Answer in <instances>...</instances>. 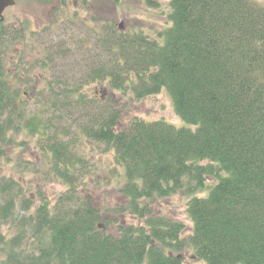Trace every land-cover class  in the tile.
Segmentation results:
<instances>
[{
  "label": "trees",
  "instance_id": "1",
  "mask_svg": "<svg viewBox=\"0 0 264 264\" xmlns=\"http://www.w3.org/2000/svg\"><path fill=\"white\" fill-rule=\"evenodd\" d=\"M144 1L151 8L159 3ZM168 6V23L155 36L110 25L97 42L101 50H92L74 37L67 41L62 29L56 44L34 47L40 57L29 67L31 50L7 53L9 44L32 37L0 23V158L14 143L9 133L23 131L21 146L31 138L41 143L45 179L67 188L55 203L42 198L32 213L19 182L0 178V264H184L183 252L200 264H264V4L170 0ZM75 50L86 62L80 79L70 75ZM53 64L60 68L52 81ZM35 69L42 71L34 77L44 79L41 86L31 84ZM94 82L114 96L85 93ZM30 87L33 94L24 97ZM163 91L185 126L137 117L124 123L113 99ZM30 100L39 102L38 112L27 113ZM84 137L111 152L124 172L118 190L124 201L105 211L85 190L93 174L76 152ZM178 192L189 197L187 236L183 223L154 215L157 200ZM19 202L26 215L17 219ZM123 214L143 222H119L115 216ZM9 223L11 236L2 233Z\"/></svg>",
  "mask_w": 264,
  "mask_h": 264
},
{
  "label": "rangeland",
  "instance_id": "2",
  "mask_svg": "<svg viewBox=\"0 0 264 264\" xmlns=\"http://www.w3.org/2000/svg\"><path fill=\"white\" fill-rule=\"evenodd\" d=\"M84 0H16V5L6 9L4 14V24L12 26L15 30L24 32L28 37H32V41H27L26 45L19 43L9 44L8 58H14L18 51L24 49L29 52V59L26 65L31 64L33 59H39L34 52L35 46H43L46 44H56L61 37L62 29L67 30L71 36L78 42L77 46L82 48V44L91 45V49L98 48L100 39L106 36V30L110 25L123 29L128 33L143 32L147 36H155L154 34L163 29L164 25L168 23L167 15L170 12V0H159L157 8L147 7L144 0H120L118 5L110 4L106 0H88L87 5H83ZM264 4V0H256ZM64 11V14L62 13ZM64 15L62 22H57L59 14ZM74 15V16H72ZM68 17V18H67ZM67 18V19H66ZM54 21V22H53ZM60 21V20H59ZM57 22V23H56ZM3 23V22H2ZM52 42V43H51ZM83 42V43H82ZM85 47V46H84ZM67 51V50H64ZM74 57L71 58L72 63L70 68L71 76L80 79L83 70L86 68L83 62L82 53L77 57V50L74 51ZM88 56V55H87ZM76 57V58H75ZM88 57H86L87 59ZM68 62V61H67ZM13 64L6 65V69L10 74V82L15 85L16 81L12 72ZM54 67L48 69V79L52 80L55 75H58V68ZM29 67V65L27 66ZM57 71V72H55ZM55 72V73H54ZM33 78L41 73L37 69L33 72ZM44 79H32V86L44 83ZM107 87V86H106ZM29 93V95H28ZM85 93H96V96L106 99L107 94H115L110 92L107 88H102L100 82H94L86 87ZM33 94L30 87L24 97H29ZM106 96V97H105ZM114 96V95H113ZM113 99H117L122 110V120L127 123L131 118L137 117L146 121H154L164 119L175 124L177 127H183L186 124L179 119L175 113L173 101L171 96L165 91L157 95L144 98L142 100H126V97L118 94ZM39 103V102H38ZM37 100H30L26 110L28 114H33L39 111ZM10 139L14 140L13 144L4 146L5 156L0 158V178H12L15 182H19L21 190V197H30L33 201L32 209L42 202V198H46L51 203H55L56 199L64 193L67 188L65 184L60 181L45 179L46 172L45 161L40 158L41 143L31 138L25 146L20 143L25 141L27 135L23 131L10 132ZM76 152L81 156L87 158L88 166L90 167L93 177L87 176L85 190L91 194L95 205L101 210L105 211L107 207L121 204L124 197L120 195L119 188L124 183L122 174L124 173L117 167L114 156L111 152H103L99 145H93L87 137L81 139V142L76 147ZM209 180L208 184L212 183ZM84 188V187H83ZM206 193H201L204 196ZM188 195L184 193H177L173 196L157 200L153 205L154 215L165 216L181 222L184 224L183 235L187 236L192 232V222L189 219L187 212ZM2 196L0 194V205L2 204ZM26 215V211L20 207V202L17 205L15 216L17 219ZM119 222L142 224L143 220L132 216L131 214H123L115 216ZM118 222V223H119ZM2 233L11 236L15 233L12 225L5 224L2 228ZM185 258L184 264H200L190 258L188 252H183ZM2 256L0 254V261Z\"/></svg>",
  "mask_w": 264,
  "mask_h": 264
},
{
  "label": "water",
  "instance_id": "3",
  "mask_svg": "<svg viewBox=\"0 0 264 264\" xmlns=\"http://www.w3.org/2000/svg\"><path fill=\"white\" fill-rule=\"evenodd\" d=\"M16 0H0V21L4 20V11L9 8L16 5ZM123 25H120V29L123 30Z\"/></svg>",
  "mask_w": 264,
  "mask_h": 264
}]
</instances>
